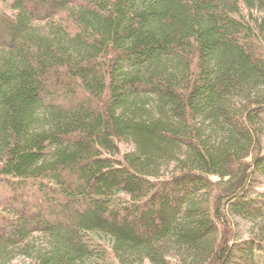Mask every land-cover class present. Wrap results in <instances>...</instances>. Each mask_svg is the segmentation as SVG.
<instances>
[{
	"label": "trees",
	"instance_id": "1",
	"mask_svg": "<svg viewBox=\"0 0 264 264\" xmlns=\"http://www.w3.org/2000/svg\"><path fill=\"white\" fill-rule=\"evenodd\" d=\"M261 181L264 0H0V264H264Z\"/></svg>",
	"mask_w": 264,
	"mask_h": 264
},
{
	"label": "rangeland",
	"instance_id": "2",
	"mask_svg": "<svg viewBox=\"0 0 264 264\" xmlns=\"http://www.w3.org/2000/svg\"><path fill=\"white\" fill-rule=\"evenodd\" d=\"M124 150L126 153H133L136 151V146L134 144H126L124 146ZM176 171H177L176 166H173L170 169H166L164 173V177L166 178L171 177L173 174H175ZM258 178L261 180L260 176H258ZM216 179L220 180L219 178H216ZM257 189L259 193H264V183H262V181L258 183ZM118 201L124 202L121 196H118ZM110 210L111 209L105 207L101 215L89 216L86 220L87 229H89L90 231H96L97 229L101 228V225H105L106 223H107V226H110L111 223L108 220V216H109L108 214L111 213ZM74 212L75 211L73 210V213ZM129 218L130 216L127 218V221ZM160 219L161 218L158 217V220ZM134 222H135L134 225L138 228L139 231L145 228L148 235L150 236L155 235V233L159 230V228H156L155 223L158 224V227H160L159 223L156 220L155 221L153 220V223H152L149 220L147 222H144L143 220L138 218V219H134ZM235 222H236V227L239 231V241L240 242L248 241L249 239L253 237V231H252L253 228L251 224H249V222L241 218H236ZM115 223L117 226L121 224V221L119 220L118 217H116ZM16 264H30V263L27 262L26 259H20Z\"/></svg>",
	"mask_w": 264,
	"mask_h": 264
}]
</instances>
